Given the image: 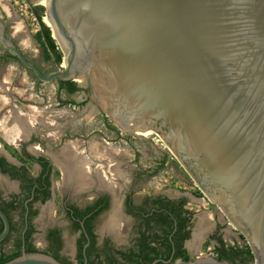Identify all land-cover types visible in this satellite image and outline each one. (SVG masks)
Listing matches in <instances>:
<instances>
[{
    "label": "water",
    "instance_id": "95a60500",
    "mask_svg": "<svg viewBox=\"0 0 264 264\" xmlns=\"http://www.w3.org/2000/svg\"><path fill=\"white\" fill-rule=\"evenodd\" d=\"M30 2L46 8L65 69L45 74L0 20L3 48L41 82L90 85L122 129L160 135L210 195L212 183L223 187L264 264V0ZM0 218L1 244L11 223L1 208ZM5 264L61 263L27 253L23 242L22 255ZM175 264L232 263L206 256Z\"/></svg>",
    "mask_w": 264,
    "mask_h": 264
},
{
    "label": "rangeland",
    "instance_id": "374dc122",
    "mask_svg": "<svg viewBox=\"0 0 264 264\" xmlns=\"http://www.w3.org/2000/svg\"><path fill=\"white\" fill-rule=\"evenodd\" d=\"M8 1L11 5L9 9L6 5ZM32 6L36 5L26 0H0V18L8 28L9 39L17 44L29 59L45 73L64 70L63 62L57 66L53 59H47L44 47L36 39L40 26L38 20L35 19V14H32ZM44 18L46 24L52 29L49 17L45 16ZM1 50L5 49L0 44ZM0 71H2V75H12L10 90L8 94H3L10 96L12 103L14 99L21 102L24 105L26 117H33V112H36L28 108L34 107L37 113L40 112L35 116L37 122L34 132L39 135L40 140L49 149L44 150L43 142L41 145L38 142L33 143L28 146V149L36 155L39 151L44 150L46 157L56 163L60 169L55 180L58 187H63L68 181L69 171L74 172L73 170H75L66 166L64 153L69 146L77 144L84 151L83 155L87 162L90 161L92 169L89 178H87V184L81 187L83 190L87 186L88 192L86 190L85 195H80L78 201L85 204L87 200L94 197L93 190L96 188V179L100 184L97 189H102V184L119 188L114 191L115 197L118 198V208H114L109 215L99 218L98 226L107 225L105 228L114 232L113 235L118 240L120 247L133 248V237L138 225L137 219L121 215L123 196L129 191L132 192L138 204L145 196L167 195L172 199L190 196L187 207L195 214L194 223L197 224L193 237L188 243L193 258L204 257L212 253V257L218 259L215 243L207 242V236L204 235L215 224L216 218L223 224L221 234H223L227 246L239 247L248 244L246 234L243 233L244 240L239 234L242 230L228 218L226 212L196 181L172 150L170 151L160 135L153 132L151 136L144 138L122 129L105 110H102L93 101L92 93L91 101L80 110L78 106L70 104V102L79 101L81 97L60 93L57 81L41 82L33 72L10 58L6 64H3V69ZM76 82L84 84L82 80L81 83ZM10 108L11 106L5 107L0 113V119L9 115L6 111H11ZM31 134L32 132H28L25 138L22 137L17 140L19 141L16 142L17 144H12L0 133V147H6L8 155L11 154L17 161L23 160L20 150L23 144L28 143ZM46 135H49L53 141H50ZM63 138L64 141H62ZM93 145L95 148L108 149V156L101 154L102 156L99 155V157L93 154ZM89 148L91 151L87 153ZM164 160L165 164L160 170ZM91 169L88 168V170ZM102 176H106L107 179H103ZM58 216L60 217L61 213ZM36 241L38 248L43 250L44 242L41 239H36ZM6 249L8 253L13 251L11 242L7 243ZM255 255L258 258L256 253Z\"/></svg>",
    "mask_w": 264,
    "mask_h": 264
},
{
    "label": "flooded vegetation",
    "instance_id": "af4514ba",
    "mask_svg": "<svg viewBox=\"0 0 264 264\" xmlns=\"http://www.w3.org/2000/svg\"><path fill=\"white\" fill-rule=\"evenodd\" d=\"M28 2H30V0ZM9 3L10 2L8 1L6 4L7 9L11 8ZM6 29L8 35L7 26ZM14 45L23 52L17 44L14 43ZM25 56L31 61L26 54ZM9 58L16 63L21 64L12 53L6 50H1L0 70L3 69V64H6V61ZM56 81L60 93H65L67 96L78 95L81 97V100H77L75 101L76 104H73L78 106L80 110L91 101L92 89L90 85L82 87L76 82L77 87L80 90L76 93L70 94L66 91L67 85L64 89H61L62 91H60L61 86L59 83H67L69 81ZM78 82L81 83V80ZM82 103L83 105H81ZM114 133L118 132L116 131ZM46 136L49 137L48 139L50 141H53L49 135ZM64 140L65 139L63 138L62 141ZM36 142L41 145L43 141H41L39 135L35 134L33 131L28 143L22 145L20 152L23 155V160L19 161L14 159L11 154L8 155L6 147H0V208L6 213L11 223L10 234L0 244V253L11 254L16 250L17 242L21 239V252L23 242H25V246L30 244L38 251V253L48 255L61 264H85L86 260L87 264H130L128 261L129 259L125 256L131 253L135 245L140 243V240L142 241L141 234L146 231L148 221L151 220V224H154L162 218L159 216H153V213L156 211L158 213L164 211L169 212L170 208H181V206L185 211L189 210L187 205L189 204L188 199L190 196H182L174 199L167 195L145 196L140 204H138L133 197L132 192L130 193L129 191L125 193L123 196L121 215L131 216L137 219L138 225L135 228V234L133 237V248L120 247L118 245V240L115 235H113L114 232L108 230L109 228H105L107 225L104 227L98 226L99 218L109 215V213L113 212L114 208H118V198L115 197L114 191H117L119 188L116 186L112 187V185L109 186L102 184L103 188L97 189L100 184L99 180L96 179V188L93 190L94 197L87 200L85 204H81L80 201H78V198L80 195H85L88 192L86 189L87 186L84 187L83 190H81V187L86 185L85 182H87V178H89L92 171L91 165L86 163L84 168L81 164V161L86 160L83 155L84 151L79 148L80 153H78L77 159L81 160L77 163L74 168L75 170H73L77 174L71 171L68 177L70 182L67 181L63 187H58V185L55 184V180L60 169L56 163L46 157L44 150H48L49 148L43 142L44 150L39 151L37 155L28 149L29 145ZM90 151L89 148L87 153ZM26 155L33 157V159L26 157ZM2 160H4V162ZM46 162L47 165H45ZM79 167L80 171L82 170L83 172V174L81 173V178L78 176L80 175ZM87 168H90L91 170H88ZM84 170L87 171L88 174L85 173ZM102 177L103 179H107L106 176ZM81 181H85L84 184H81ZM185 200H187V202H185ZM59 213H61L60 217L58 216ZM194 216L195 214L191 219V226L187 228V230H191L190 238L184 241V248L188 251L191 257L192 255L190 254L188 243L192 239L193 233L197 227V224L194 223ZM214 223L215 224H213L204 235L207 236V242L210 244L215 243L216 249L220 246L218 239L221 238L224 243L225 240L223 239V234H221L223 224L217 218L214 220ZM175 225L177 226V223ZM176 232L177 227L173 234H176ZM243 233L247 236L246 231H242L239 234L245 240ZM247 238L249 241L248 245L251 247L249 237L247 236ZM36 239H41L42 242H44L45 247L43 250L38 248ZM8 242H11L13 245V251L11 253H8L6 249ZM159 245L164 247L160 241ZM173 252H175V249ZM171 259L166 261L163 258H159L154 262L163 260L168 264L171 262ZM192 259L194 258L192 257ZM252 264H260L256 255Z\"/></svg>",
    "mask_w": 264,
    "mask_h": 264
},
{
    "label": "trees",
    "instance_id": "16d2710c",
    "mask_svg": "<svg viewBox=\"0 0 264 264\" xmlns=\"http://www.w3.org/2000/svg\"><path fill=\"white\" fill-rule=\"evenodd\" d=\"M29 1V0H27ZM32 11L35 14L40 31L36 34V39L42 47H44L47 59H53L55 65L59 66L63 62V53L56 43V40L52 38V30L46 26L43 22L44 17H47L46 8L40 5L32 6ZM18 59L16 56H14ZM60 91L67 85V92L72 94L76 93L80 89L77 87L75 81L59 82ZM65 103V102H64ZM67 103V102H66ZM76 104L75 101L70 102ZM83 105V103L81 104ZM115 129V128H111ZM26 157L33 159V157L26 155ZM4 162V160H2ZM165 160L159 169H163ZM47 165V162L45 163ZM187 202V200H185ZM193 213L189 210L181 208H170V211H164L153 213V216L162 217L159 221L151 224V220L148 221L146 231L141 234L142 241L137 243L130 254L125 256L129 259L130 264H153V262L159 258H163L166 261L171 259L168 264H175L179 259L183 262H189L192 257L188 251L184 248V241L190 238L191 219ZM149 219V218H148ZM147 220V219H146ZM160 222V223H159ZM177 223V226L175 225ZM161 225V226H160ZM177 227L176 234H173ZM3 222L0 218V234L3 231ZM220 246L216 248L218 259L221 261H228L232 264H252L255 260V254L248 244L243 247L226 246L221 238L218 239ZM159 241L164 247L159 245ZM175 245V246H173ZM175 249V252L173 250ZM26 251L29 254L38 253V251L30 244L26 245ZM22 255L21 252V239L17 242V248L11 254L0 253V264L8 263ZM125 264V263H123ZM156 264H166L163 260Z\"/></svg>",
    "mask_w": 264,
    "mask_h": 264
},
{
    "label": "bare ground",
    "instance_id": "6f19581e",
    "mask_svg": "<svg viewBox=\"0 0 264 264\" xmlns=\"http://www.w3.org/2000/svg\"><path fill=\"white\" fill-rule=\"evenodd\" d=\"M44 20H45V18H44ZM45 24H46V22H45ZM47 25V24H46ZM48 26V25H47ZM51 29V28H50ZM52 33H53V31H52ZM53 35H54V33H53ZM55 37V36H54ZM63 66L64 67H66V65H65V63L63 64ZM34 114V113H33ZM12 119V118H11ZM11 119H9L8 121H10ZM16 119V118H15ZM12 120H14V119H12ZM17 121V120H16ZM15 121V122H16ZM11 123V122H10ZM8 125V124H7ZM11 126V125H10ZM3 127V126H2ZM9 127V126H8ZM5 129V128H4ZM3 129V130H4ZM9 129V128H8ZM7 129V130H8ZM13 129V130H12ZM11 129V127H10V129L5 133V132H3L4 134H5V138H6V140H8L10 143H12V144H14V143H18L19 141H17V140H19V139H22V137H23V135L24 136H26V134L28 133V131H24L23 129H21L20 128V130L19 131H17V128H15V130H14V128H12ZM23 130V131H22ZM5 131V130H4ZM135 134H138L139 136H141V137H144V138H146V137H149V136H151L152 134H153V132H149V133H135ZM146 136H145V135ZM16 143V144H17ZM95 145V144H94ZM93 145V148H92V152H94L93 154H96V156L98 155H100V156H102L101 154H103L104 156L105 155H107L108 156V154H109V152L107 151V150H105V149H101V148H95V146ZM79 146V145H78ZM77 146V144L76 145H72V146H69V148L65 151V154H64V157L66 158V160H67V167H71V169L73 170V168H75L76 167V165H77V163H79L80 161L77 159V155H78V153H80V151H79V147ZM104 148V147H103ZM170 151H171V149H170ZM99 156V157H100ZM84 158V157H83ZM85 159V158H84ZM101 159H103V158H101ZM90 162V161H89ZM89 162H87L86 160H84V161H81V164H82V166L84 167V166H86V163L88 164V165H90V163ZM81 167V166H80ZM80 167H79V171H80ZM85 168V167H84ZM101 168V167H100ZM88 169V168H87ZM86 169V170H87ZM113 169V168H112ZM78 171V170H77ZM78 171V172H79ZM85 171V170H84ZM88 171V170H87ZM87 171H85V173H87L88 174V172ZM99 171V170H98ZM76 173V172H75ZM81 173L83 174V172H82V170L80 171V175H78L79 177L81 176ZM77 174V173H76ZM75 176V175H74ZM85 176H86V174H85ZM99 176V175H98ZM87 177V176H86ZM85 177V178H86ZM81 178V177H80ZM79 178V179H80ZM84 178V177H83ZM75 179V178H74ZM81 180V179H80ZM76 181V180H75ZM85 182V181H84ZM84 182L83 181H81L80 183L81 184H84ZM211 183V182H210ZM85 184H87V182H85ZM213 185H214V189H213V191H212V193H211V196L213 197V200L214 201H219L221 204H223L224 206H226L227 207V209L229 210V212H230V214H231V217L235 220V223L236 224H242V222H244V221H242L241 219H240V217H239V215H238V213H237V211H236V208H235V206H234V204H233V202H232V200H231V198L229 197V195L227 194V192L224 190V188L223 187H221L220 185H217V184H214V183H212Z\"/></svg>",
    "mask_w": 264,
    "mask_h": 264
},
{
    "label": "crops",
    "instance_id": "0c3cea01",
    "mask_svg": "<svg viewBox=\"0 0 264 264\" xmlns=\"http://www.w3.org/2000/svg\"><path fill=\"white\" fill-rule=\"evenodd\" d=\"M11 77H12V75L11 76H5V75H2V72H0V113L5 109V107H10L11 106V108H10L11 111H6V112L9 113V115L5 116V118H1L0 119V133L4 137H5V134L3 132L6 133L10 129V127H11V129L14 128V130H15V128H17V131H19L20 128H21L24 131L26 130V131H28L30 133L31 132L33 133V131L35 129L36 122H37L36 119H35V116L39 115L38 113H40V112L37 113V110H34V107L28 108L29 110L33 109V111H36V112H33L34 113V114H32L33 117H31V116L26 117V113L24 112V105H22L21 102L16 100V99H14V101L12 103L10 101V96H8V95L5 96L3 94V93H7L8 94V91L10 90V85L12 83V81H10ZM21 106H23V107H21ZM11 118L14 119V120H12ZM9 119H11V120L8 121ZM23 137L25 138L26 136L23 135Z\"/></svg>",
    "mask_w": 264,
    "mask_h": 264
},
{
    "label": "built area",
    "instance_id": "2783aa9c",
    "mask_svg": "<svg viewBox=\"0 0 264 264\" xmlns=\"http://www.w3.org/2000/svg\"><path fill=\"white\" fill-rule=\"evenodd\" d=\"M32 14H33V11H32ZM35 19H37V18H35ZM212 255H213V254L211 253V255H207V256H210V257H212ZM198 257H199V256H198ZM204 257H206V256H204Z\"/></svg>",
    "mask_w": 264,
    "mask_h": 264
}]
</instances>
